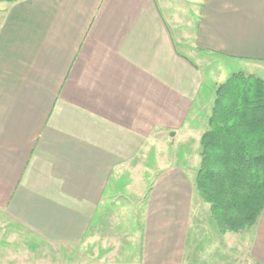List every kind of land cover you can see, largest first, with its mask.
Returning <instances> with one entry per match:
<instances>
[{"label": "crops", "instance_id": "1", "mask_svg": "<svg viewBox=\"0 0 264 264\" xmlns=\"http://www.w3.org/2000/svg\"><path fill=\"white\" fill-rule=\"evenodd\" d=\"M238 71L264 81V0L0 1V229L67 264H183L199 163L167 161L138 187L132 161L157 136L199 147ZM133 188L137 203L119 200ZM123 205L135 226L111 229ZM252 231L240 248L264 264V206Z\"/></svg>", "mask_w": 264, "mask_h": 264}, {"label": "trees", "instance_id": "2", "mask_svg": "<svg viewBox=\"0 0 264 264\" xmlns=\"http://www.w3.org/2000/svg\"><path fill=\"white\" fill-rule=\"evenodd\" d=\"M207 125L194 177L197 194L220 233L250 229L264 206L263 79L238 71L219 83Z\"/></svg>", "mask_w": 264, "mask_h": 264}, {"label": "rangeland", "instance_id": "3", "mask_svg": "<svg viewBox=\"0 0 264 264\" xmlns=\"http://www.w3.org/2000/svg\"><path fill=\"white\" fill-rule=\"evenodd\" d=\"M207 88L208 90L204 88L205 91L210 92V82L209 85L207 83ZM211 106L210 108L208 107L206 112L203 113L199 118V125L202 124V127H205V129L208 128L207 121L210 115ZM163 139L164 138L161 136H157L152 141L153 146L147 151V154L144 155L141 151L139 152L138 158L132 161L134 169L138 170V187L140 186V182L144 180L145 173L148 171V169L151 168V171L153 170V172H156L160 166L167 164V161L169 165H174L175 163L186 164L188 168L191 167V170L195 169L197 162L200 163V145L199 147L197 146L195 137L191 138L189 142H183L179 145H174V138L171 137L168 146L160 145ZM146 148L149 147L147 146ZM175 159H177L178 162ZM121 180L122 184L127 182V184L135 186V180L131 178L129 174L123 175ZM135 189L137 190V188H133V190L129 193H125L127 190L123 189L119 200L137 203V201L141 199V196L134 192ZM123 207L125 208H123L121 211H119V209L115 211L111 221V229H123L124 231L127 228L131 229L133 226H135L132 224L133 221L137 220L136 215L132 214L134 211H129L128 207L126 208L125 205H123ZM139 211L140 210L137 208L136 212L138 213ZM128 212L130 213L128 214ZM125 221L129 224L128 226L124 224ZM252 232V228H250L238 232V234H229V236H223L224 233L221 234L217 230L215 222L210 216L208 205H206L202 200L200 201L195 199L189 214V227L187 231V240L182 263L259 264V262L256 261L251 254L247 262L245 259V251L240 248L242 239L246 240L247 236H249L250 239L253 238ZM9 233L19 234V231L10 229ZM45 249L46 247H44V245L41 246L40 242L36 240V238H30L28 236L27 239H24L23 237H19V235L15 236V234H8L4 227L0 229V252L1 250H6L4 252L7 253L8 256H23L24 254L22 255L20 253L30 250L36 253V257L31 259L34 261V264H67V262H69L68 260H70V258H68V252H66L65 249H60L57 252L52 251V254H46L47 252H45ZM132 261H134L133 258ZM13 262L14 261L10 257L6 264H14Z\"/></svg>", "mask_w": 264, "mask_h": 264}]
</instances>
